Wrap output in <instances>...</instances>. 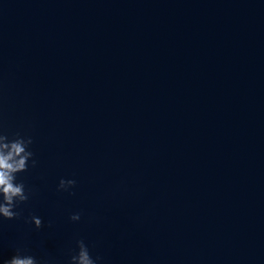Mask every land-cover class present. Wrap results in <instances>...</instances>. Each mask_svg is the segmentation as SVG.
I'll return each instance as SVG.
<instances>
[{"label":"water","instance_id":"1","mask_svg":"<svg viewBox=\"0 0 264 264\" xmlns=\"http://www.w3.org/2000/svg\"><path fill=\"white\" fill-rule=\"evenodd\" d=\"M0 123L37 161L0 264H264V0H0Z\"/></svg>","mask_w":264,"mask_h":264},{"label":"clouds","instance_id":"2","mask_svg":"<svg viewBox=\"0 0 264 264\" xmlns=\"http://www.w3.org/2000/svg\"><path fill=\"white\" fill-rule=\"evenodd\" d=\"M33 138L16 133L11 138L4 133L3 124L0 123V217L6 220L21 217V204L26 203L32 195L23 182H17V175L28 171L29 167H36L37 161L31 150ZM30 162V163H29ZM76 181L61 179L58 191H68L75 187ZM70 220L79 221L80 213H74ZM30 222L36 229L43 226L42 219L32 215ZM101 257H93L88 245L83 239L76 240V248L71 250L67 264H98ZM3 264H48L47 261L38 260L35 256L27 254V250L16 248L15 254L3 260Z\"/></svg>","mask_w":264,"mask_h":264}]
</instances>
